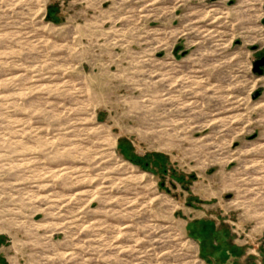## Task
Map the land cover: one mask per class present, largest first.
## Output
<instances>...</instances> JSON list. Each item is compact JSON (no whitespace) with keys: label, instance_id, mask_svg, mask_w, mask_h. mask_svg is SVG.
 Returning <instances> with one entry per match:
<instances>
[{"label":"rangeland","instance_id":"374dc122","mask_svg":"<svg viewBox=\"0 0 264 264\" xmlns=\"http://www.w3.org/2000/svg\"><path fill=\"white\" fill-rule=\"evenodd\" d=\"M262 54L264 0H0V264H264Z\"/></svg>","mask_w":264,"mask_h":264},{"label":"water","instance_id":"95a60500","mask_svg":"<svg viewBox=\"0 0 264 264\" xmlns=\"http://www.w3.org/2000/svg\"><path fill=\"white\" fill-rule=\"evenodd\" d=\"M264 58H262L261 60L257 61L254 64V71L256 74H258L259 76H264ZM260 95V92H257L254 96V99L258 98V96Z\"/></svg>","mask_w":264,"mask_h":264},{"label":"flooded vegetation","instance_id":"af4514ba","mask_svg":"<svg viewBox=\"0 0 264 264\" xmlns=\"http://www.w3.org/2000/svg\"><path fill=\"white\" fill-rule=\"evenodd\" d=\"M262 58H264V54H262V56L260 57V59H262ZM263 70H264V68H263ZM2 244H3V239L0 238V248H1Z\"/></svg>","mask_w":264,"mask_h":264}]
</instances>
